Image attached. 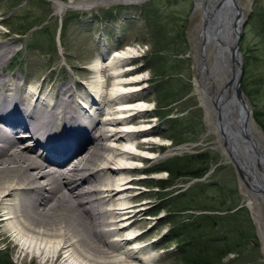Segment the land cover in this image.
Here are the masks:
<instances>
[{"label": "bare ground", "instance_id": "bare-ground-1", "mask_svg": "<svg viewBox=\"0 0 264 264\" xmlns=\"http://www.w3.org/2000/svg\"><path fill=\"white\" fill-rule=\"evenodd\" d=\"M54 1L62 15L113 0ZM243 1L195 0L202 14L195 89L224 150L226 141L243 162L249 205L264 210V134L230 82ZM0 38V223L19 253L40 264H154L152 244H141L134 228L145 208L133 203L129 173L156 160L164 139L143 119L151 103L138 94L147 78L132 64L137 47L102 50L84 69L89 79L79 71L67 83L51 76L30 83L27 59L12 67L22 37L0 28Z\"/></svg>", "mask_w": 264, "mask_h": 264}, {"label": "rangeland", "instance_id": "rangeland-1", "mask_svg": "<svg viewBox=\"0 0 264 264\" xmlns=\"http://www.w3.org/2000/svg\"><path fill=\"white\" fill-rule=\"evenodd\" d=\"M54 4V0H0L7 9L2 8L1 30L21 36L24 41L23 45L16 43L19 49L12 67L23 69L21 63L27 59L30 83L43 81V76H51V82L67 83L79 71L83 73L79 77L86 80L93 74L84 69L101 56L102 50L111 54L127 46L138 49L132 64L147 78L145 89L138 94L151 103L143 119H152L150 129H157L158 139H164L155 148L156 160L146 161L129 173L138 188L130 192L135 196L133 203L145 208L144 214L135 218L134 228L141 244H152L154 264H184L177 238L184 219L207 215L211 223L217 218L213 215L238 211L248 237L234 242L239 243L236 247L241 251H230L222 264H264V210L249 205V186L219 142L195 89V52L202 23L195 0H113L86 10L69 8L62 15L55 12ZM245 6L247 16L240 45L242 85L253 119L264 134V0H247ZM51 82L46 83V88L52 87L47 86ZM197 153H206L210 158V168L204 175L189 177L169 172L171 161ZM191 196L206 197V204L202 200L197 202L201 207L178 211L182 199L186 201ZM229 206L232 210L228 212L218 209ZM196 224H187V228L194 230ZM223 231L219 226L209 235L215 238ZM212 243L215 248L217 243ZM18 248L0 223V260L40 264L32 255H21Z\"/></svg>", "mask_w": 264, "mask_h": 264}, {"label": "trees", "instance_id": "trees-1", "mask_svg": "<svg viewBox=\"0 0 264 264\" xmlns=\"http://www.w3.org/2000/svg\"><path fill=\"white\" fill-rule=\"evenodd\" d=\"M160 1V0H157ZM164 1V0H161ZM258 118V117H257ZM259 119V118H258ZM174 137V136H173ZM175 138V137H174ZM209 156L206 153H197V155H188L182 158L174 159L171 166L168 167L169 172L174 175H184L189 177H200L204 175L209 166ZM201 199V200H200ZM206 197L201 196H191L189 199L179 203L178 211L189 210L194 208L200 202H204L206 204ZM199 200V201H198ZM198 202V204H197ZM190 204V205H187ZM222 207H225L224 203H222ZM199 206V205H198ZM201 207V206H199ZM204 207V206H203ZM207 210L206 208H204ZM220 211L228 212L232 207L228 208H218ZM241 211L237 213H226L224 215H213V217L217 218L215 220H211V223L208 222L207 215H198L194 218L184 219L182 222L183 229L177 233V238L180 239V259L184 262V264H222V259L230 252L241 250L236 247L237 240H247V233L240 223L239 214ZM244 214V213H243ZM238 216V217H237ZM247 214H244L246 217ZM197 222L195 225V229L191 230L187 228V224ZM206 223H209L206 224ZM207 226V227H206ZM221 226L224 231L217 235L214 238L213 234L209 235L210 232L215 231L217 227ZM177 229V228H176ZM236 236V237H235ZM209 240L206 243V240ZM221 240L220 243L216 241ZM233 241V242H232ZM217 243V246L212 247L211 243ZM212 243V244H213ZM232 243V244H231ZM0 264H16L10 259L0 260Z\"/></svg>", "mask_w": 264, "mask_h": 264}, {"label": "water", "instance_id": "water-1", "mask_svg": "<svg viewBox=\"0 0 264 264\" xmlns=\"http://www.w3.org/2000/svg\"><path fill=\"white\" fill-rule=\"evenodd\" d=\"M241 35H242V26L240 29H237L236 38L234 41V44L231 47V84H233L235 88V93L237 98L242 102L244 113L246 116H249L252 113V109L250 108V103H248V97L244 91L243 85H242V76H243V59L241 56ZM245 135H247L244 132ZM226 142V141H225ZM224 145L228 149V154L230 156L231 161L236 167V170L240 176V178L245 181V183L252 187L251 184L246 179L247 176L244 173V167L242 160H236V154H234L228 147L227 142ZM255 154L257 157H261L260 155L262 152L256 147L255 148Z\"/></svg>", "mask_w": 264, "mask_h": 264}]
</instances>
